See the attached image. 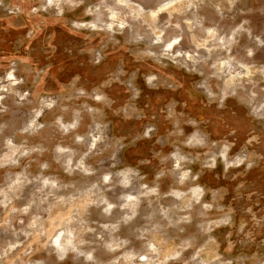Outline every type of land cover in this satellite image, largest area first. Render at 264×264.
Instances as JSON below:
<instances>
[{"label": "rangeland", "instance_id": "rangeland-1", "mask_svg": "<svg viewBox=\"0 0 264 264\" xmlns=\"http://www.w3.org/2000/svg\"><path fill=\"white\" fill-rule=\"evenodd\" d=\"M0 264H264V0H0Z\"/></svg>", "mask_w": 264, "mask_h": 264}]
</instances>
